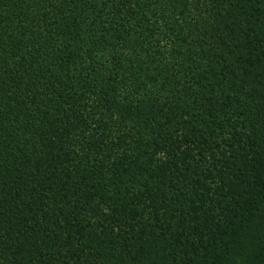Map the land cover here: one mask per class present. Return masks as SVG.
<instances>
[{
    "label": "trees",
    "instance_id": "1",
    "mask_svg": "<svg viewBox=\"0 0 264 264\" xmlns=\"http://www.w3.org/2000/svg\"><path fill=\"white\" fill-rule=\"evenodd\" d=\"M0 142V264H264V0H0Z\"/></svg>",
    "mask_w": 264,
    "mask_h": 264
},
{
    "label": "rangeland",
    "instance_id": "2",
    "mask_svg": "<svg viewBox=\"0 0 264 264\" xmlns=\"http://www.w3.org/2000/svg\"><path fill=\"white\" fill-rule=\"evenodd\" d=\"M72 132L76 135L77 129L72 130ZM3 140H4V138H3ZM1 144L2 143L0 142V146H1ZM53 146H55V145H53ZM71 146H69V148H71ZM51 151L53 152V158L59 160L62 157V155L60 154L61 149L59 148V145H56L54 147V149H51ZM23 162H24L23 160H21V161L17 160V162L14 163V165H17L16 170L20 169L19 166H21L23 164ZM35 178H37V174L36 173L33 174V172H32L30 174L31 180L28 181V184H27L28 188H29V186L35 184L33 182V181H35ZM74 190H72V187L70 188V194L71 195L69 196V200L65 203L66 206L62 207V209L55 206V210H56L55 216L60 215V217H59L60 222H58L53 227H51V229H54L53 234H55V232H57L56 229H61L62 222L66 223V226H69V228L71 229L72 232L78 234L79 228H80L79 224H85V221H84L85 218L84 217L90 216L92 214V211L87 210L86 207H80L81 200L78 201L79 198L74 196V194H76V192ZM67 191H68V189L63 190V191L61 189V193L67 192ZM27 192H28V194L33 193L32 191H27ZM77 195L79 196V194H77ZM35 208H36V206L31 207L32 210H34ZM38 212L40 214L43 211L40 208V210H38ZM61 217H62V220H61ZM90 218L98 219V215H93ZM42 229H43V232L49 231V224L47 226L44 224V227ZM92 235H93V233L90 234V236H92Z\"/></svg>",
    "mask_w": 264,
    "mask_h": 264
}]
</instances>
